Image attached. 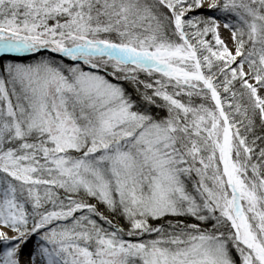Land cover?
I'll return each instance as SVG.
<instances>
[{
    "label": "snow or ice",
    "instance_id": "1",
    "mask_svg": "<svg viewBox=\"0 0 264 264\" xmlns=\"http://www.w3.org/2000/svg\"><path fill=\"white\" fill-rule=\"evenodd\" d=\"M0 264H264V0H0Z\"/></svg>",
    "mask_w": 264,
    "mask_h": 264
}]
</instances>
